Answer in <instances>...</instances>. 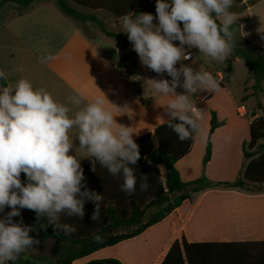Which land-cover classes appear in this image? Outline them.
<instances>
[{"label":"clouds","instance_id":"obj_1","mask_svg":"<svg viewBox=\"0 0 264 264\" xmlns=\"http://www.w3.org/2000/svg\"><path fill=\"white\" fill-rule=\"evenodd\" d=\"M233 5L234 0H156L155 17L148 12L120 17L122 32L140 64L171 78L147 82L154 93L168 98L163 105L168 116L165 121L181 141L204 134L203 113L192 102V95L220 87L210 72L195 70L183 61L191 58L188 50L193 48L213 61L227 60L234 47L233 26L239 19L231 11ZM55 58L48 55L41 62ZM0 79L6 80L4 71H0ZM178 87L184 91L178 93ZM100 93L87 100L78 91L65 103L25 78L0 87V212L11 209L0 217V264H17L22 253L40 243L29 234L36 229L13 220L21 209L34 211L38 221L46 217L57 234L76 232L73 225L61 222V216L82 219L86 201L95 204L92 219H100L103 196L82 183L83 158L77 157L78 150L87 153L92 171L99 163L111 175H122L121 191L134 194L137 177L133 166L141 158L133 139L136 132L116 120L124 114L131 119L132 110L111 103ZM21 173L27 183L22 182ZM147 180V175L140 177L141 191H147ZM94 240L101 242L102 237L94 234Z\"/></svg>","mask_w":264,"mask_h":264},{"label":"crops","instance_id":"obj_2","mask_svg":"<svg viewBox=\"0 0 264 264\" xmlns=\"http://www.w3.org/2000/svg\"><path fill=\"white\" fill-rule=\"evenodd\" d=\"M56 8L59 6L55 7L53 3L45 0H36L27 7L11 2L3 4L0 0V71L6 74L4 80L6 86L14 85L19 79L25 78L35 88H44L55 100L65 103L68 97L78 91L84 93L87 100L99 96L101 91L111 103L120 107L125 105L130 107L133 113L131 119L124 114L116 117V120L120 124L134 128L136 132L134 140L146 134H153L158 126L166 123L168 116L163 105L167 103L168 98L154 93L147 80L171 78L166 73L163 77L158 76L154 71L142 66L137 53L132 47L124 50L122 42L116 46L118 51L114 52V48L108 47L104 41L105 37H112L100 33L92 38L84 28V25L90 22L82 23L63 13L60 8ZM231 11L239 17L235 25L239 26L242 44L247 43L255 48L264 49V0H242L241 3H234ZM153 22L158 23V20L154 19ZM174 43L178 45V41ZM128 52H133V61L123 57ZM188 53L191 58L183 61L185 65L195 70L222 74L224 81L219 88L228 87L227 79L229 80L230 74L226 76L217 67L219 62L203 56L195 48L188 50ZM48 55L56 58L41 62V57ZM239 61L237 59L233 66ZM122 62L126 66L121 65ZM176 66L179 67L180 64ZM128 67H131L132 73ZM140 68L146 72L143 79L147 89H143L139 81L141 77L137 71ZM0 87H3L1 82ZM176 91L182 93L184 90L178 87ZM216 91L209 94L206 91H198L192 95V102L202 110L203 115L213 111L210 107H213ZM208 103L211 106H207ZM242 107L246 112L245 117H251L250 107L235 105L236 112L237 108ZM258 116L255 114L251 120L249 118L248 125L250 126L251 121ZM198 136L191 151L176 163L183 181L185 179L180 166L187 170L192 160L189 156L195 148ZM75 143L78 146V141ZM204 150L206 151V143ZM76 154L78 158H83L80 163L88 159L85 158L87 156L85 151L78 150ZM244 165L245 162L243 167ZM105 170L106 168L97 163L96 171H93L95 176L92 182L93 185L98 184L96 187L98 193H105L106 183L101 177L104 172L106 173ZM218 182L226 181L208 183L210 185L206 186L204 191L193 193L190 201L139 236L101 249L88 257L76 260L73 264L104 260H115L121 264H161L172 244L180 243L182 238H185L188 244L264 241V192L225 190L215 186ZM101 206L102 204L98 221L92 219L95 204L91 201L85 202L82 219L62 215V223L76 228L75 233L68 235L98 231L104 223L105 211ZM10 210L6 207L4 212H0V217ZM20 211L26 222L36 229V239L40 243L34 245V249L25 252L17 264H23L27 257L42 264H57L58 255L67 245L56 239L42 240L39 234L42 223L34 221V211L29 209ZM13 220L18 222L15 217ZM34 232L31 233L33 237Z\"/></svg>","mask_w":264,"mask_h":264},{"label":"trees","instance_id":"obj_3","mask_svg":"<svg viewBox=\"0 0 264 264\" xmlns=\"http://www.w3.org/2000/svg\"><path fill=\"white\" fill-rule=\"evenodd\" d=\"M36 0H1L16 3L22 7L31 5ZM63 13L82 23L96 22L102 33L122 42L124 50L132 47L125 33H116L104 28L92 12L105 11L115 19L128 12H148L156 16V0H56ZM242 0H234L241 3ZM77 5L90 12L82 13L72 5ZM234 47L230 57L225 61L229 75L233 63L239 59L245 62L248 71L255 80V87L261 89L264 83V53L254 55L242 47V37L239 26L234 25ZM128 70L132 73L131 67ZM2 86L5 81L0 79ZM178 122V121H176ZM225 125L220 121L216 112L210 111V129L203 158L205 167L212 156L211 137L214 132ZM249 141L243 143L245 165L241 174L233 182H218L216 187L225 190H242L247 192H264V110L254 118L249 126ZM196 138V137H195ZM194 139L181 141L176 133L167 126V122L158 126L153 134H146L135 142L139 145L141 158L134 167L137 185L134 194L128 195L121 191L123 177L113 176L106 169L102 180L106 183L105 193H98V184L92 182L93 176L90 159L81 163L84 171L82 183L88 190L103 194L101 202L104 223L98 231L79 233V235L57 234L51 225H47V218L34 221L47 225L39 228L42 240L56 239L67 245L56 259L57 264H73L76 260L85 258L101 249L114 246L122 241L132 239L144 233L148 228L164 221L182 205L191 200L193 193L202 191L208 183L203 178L185 182L176 168V163L186 156L192 149ZM148 176V189L141 191L140 177ZM21 180L27 183L25 174L21 173ZM110 182V183H109ZM95 183V182H94ZM101 190V189H100ZM92 203V202H91ZM94 204V203H92ZM21 212V211H20ZM18 222L30 226L24 215L15 217ZM32 232L29 234L31 235ZM94 234L102 237L101 242L94 240ZM24 253L21 254V257ZM11 264V262H9ZM88 264H121L115 260L92 261ZM161 264H264V241L235 242L222 244H188L185 238L175 242L169 248Z\"/></svg>","mask_w":264,"mask_h":264},{"label":"rangeland","instance_id":"obj_4","mask_svg":"<svg viewBox=\"0 0 264 264\" xmlns=\"http://www.w3.org/2000/svg\"><path fill=\"white\" fill-rule=\"evenodd\" d=\"M48 3H53L56 7V0H45ZM75 9L82 13L90 11L74 5ZM59 9V8H56ZM93 15L102 22L105 29L108 31L123 33L120 20L115 19L112 15L105 11L92 12ZM85 31L92 38L97 37L102 33L99 25L96 22H90L84 25ZM105 44L110 48H114L117 52V47L121 41L116 38H104ZM242 47L254 55L264 53V49L255 48L252 45L243 43ZM124 58L133 61V52L124 54ZM217 67L223 71L227 76V71L224 63H217ZM146 73L143 68L137 71L141 77L139 80L143 89H147L146 82L143 79V74ZM227 88H219L215 92V99L213 107L210 110L217 113L219 120H223L225 125L218 128L211 137L212 143V157L207 167L203 166V157L205 155L204 146L207 142L209 131V112L203 115L201 127L204 130L203 135H199L195 148L191 154V161L187 170H182V175L185 181L190 182L199 178H203L205 183H213L217 181L233 182L243 169L245 162L243 155V143L249 141V125L248 120L255 114L261 115L264 110V83L261 89L255 87V80L252 74L248 71L245 62L240 60L238 64L233 66L230 73ZM244 98V99H243ZM235 105L250 107L251 117L241 116L236 112ZM218 110V111H217ZM230 137V139H228ZM210 184H208L209 186ZM205 189H203L204 191ZM232 191V190H230ZM34 237H37V231L34 232ZM23 264H42L38 260L31 259L30 257L23 260Z\"/></svg>","mask_w":264,"mask_h":264},{"label":"built area","instance_id":"obj_5","mask_svg":"<svg viewBox=\"0 0 264 264\" xmlns=\"http://www.w3.org/2000/svg\"><path fill=\"white\" fill-rule=\"evenodd\" d=\"M208 72H210V73L214 76V78L218 81L219 85L221 86L222 83H223V81H224V77H223V75L220 74V73H218V72H211V71H208ZM206 92L209 94V93H211L212 91H206ZM237 112H238V114L241 115V116H246V112H245V110H244V107H242V109L237 108Z\"/></svg>","mask_w":264,"mask_h":264},{"label":"water","instance_id":"obj_6","mask_svg":"<svg viewBox=\"0 0 264 264\" xmlns=\"http://www.w3.org/2000/svg\"><path fill=\"white\" fill-rule=\"evenodd\" d=\"M121 65L126 66V64L124 62H122Z\"/></svg>","mask_w":264,"mask_h":264}]
</instances>
